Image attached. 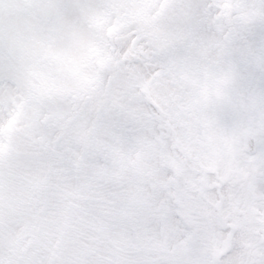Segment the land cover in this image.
I'll return each mask as SVG.
<instances>
[{
    "label": "snow or ice",
    "instance_id": "6c2138e0",
    "mask_svg": "<svg viewBox=\"0 0 264 264\" xmlns=\"http://www.w3.org/2000/svg\"><path fill=\"white\" fill-rule=\"evenodd\" d=\"M0 264H264V0H0Z\"/></svg>",
    "mask_w": 264,
    "mask_h": 264
}]
</instances>
